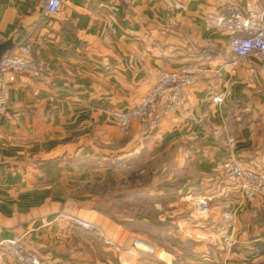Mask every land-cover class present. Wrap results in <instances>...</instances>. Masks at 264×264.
<instances>
[{
    "label": "crops",
    "instance_id": "crops-1",
    "mask_svg": "<svg viewBox=\"0 0 264 264\" xmlns=\"http://www.w3.org/2000/svg\"><path fill=\"white\" fill-rule=\"evenodd\" d=\"M252 2L264 9V0ZM239 3L63 0L55 17L44 0H0V43H30L45 66L5 84L0 239L24 236L53 264H264V196L244 199L238 179L218 169L236 156L264 172V59L237 57L231 34L205 22ZM185 65L199 79L182 109L154 131L135 124L122 135L110 110L148 94L160 71ZM157 159L160 170L137 184L140 166ZM204 196L209 209L200 213ZM62 211L100 230L56 219ZM0 264L17 262L7 255Z\"/></svg>",
    "mask_w": 264,
    "mask_h": 264
},
{
    "label": "built area",
    "instance_id": "built-area-1",
    "mask_svg": "<svg viewBox=\"0 0 264 264\" xmlns=\"http://www.w3.org/2000/svg\"><path fill=\"white\" fill-rule=\"evenodd\" d=\"M240 1L237 5H227L221 11L207 13L205 22L231 34V50L237 57L254 55L264 59V9L256 8L252 0ZM62 3L63 0H44V11L51 16H59ZM31 51L30 43L21 42L7 51L0 60V116L7 111L5 84L9 77L14 73L38 77L45 71L44 64L33 57ZM198 79L199 71L194 65L162 70L148 94L129 102L124 108L110 110L111 119L122 135H128L135 124L145 132L154 131L162 126L169 114L182 109L187 87L195 84ZM223 99L222 95H218L213 101L220 103ZM219 168L238 179L244 199L264 196V172L245 167L236 156L221 162ZM210 200L209 196L199 198L195 205L196 211H207ZM232 216L230 210H224L225 219L230 220ZM59 218H66L87 230H100L96 223L72 211L59 212L56 219ZM7 255L12 256L17 264H53L29 249L24 236L0 239V259Z\"/></svg>",
    "mask_w": 264,
    "mask_h": 264
},
{
    "label": "rangeland",
    "instance_id": "rangeland-1",
    "mask_svg": "<svg viewBox=\"0 0 264 264\" xmlns=\"http://www.w3.org/2000/svg\"><path fill=\"white\" fill-rule=\"evenodd\" d=\"M113 122V121H112ZM169 156V155H168ZM165 161V160H164ZM164 161L162 160V159H157V160H154V162L151 164V166L149 167V161L148 162H146V164H142L141 166H140V168H143V169H145V171L143 172V173H140L139 175H138V177H140V179H139V181H137V184H143V182H145L147 179H148V177H149V168L151 169V168H153L154 170L156 169V167H157V169H159L160 170V167H161V165L164 163ZM175 158L173 157V154H171L170 156H169V165L170 166H174V164H175ZM175 168V167H174ZM218 169H220V168H218ZM177 171V170H176ZM127 173H129V172H127ZM127 173H123L124 175H126ZM159 173H161V171L159 172ZM176 173V175L174 174V178L172 179V180H169L170 181V183L172 184V183H177V181H178V178L179 177H185L188 173H189V168H186V169H184V171H178V172H175ZM177 175H178V178H177ZM128 185H130V183L128 182L127 183ZM142 208H144V207H142V206H139L138 207V213H140V212H143L142 213V215H140V216H142L143 218H145L146 217V219L145 220H149V209H142ZM224 209H229V207H225ZM146 211H148V213H145ZM145 213V214H144ZM95 223V222H94Z\"/></svg>",
    "mask_w": 264,
    "mask_h": 264
},
{
    "label": "water",
    "instance_id": "water-1",
    "mask_svg": "<svg viewBox=\"0 0 264 264\" xmlns=\"http://www.w3.org/2000/svg\"><path fill=\"white\" fill-rule=\"evenodd\" d=\"M15 47L14 43L11 41H6L0 43V60L2 56L9 50L13 49Z\"/></svg>",
    "mask_w": 264,
    "mask_h": 264
},
{
    "label": "trees",
    "instance_id": "trees-1",
    "mask_svg": "<svg viewBox=\"0 0 264 264\" xmlns=\"http://www.w3.org/2000/svg\"><path fill=\"white\" fill-rule=\"evenodd\" d=\"M258 244H259V246L262 248V250L264 251V241L259 242Z\"/></svg>",
    "mask_w": 264,
    "mask_h": 264
}]
</instances>
